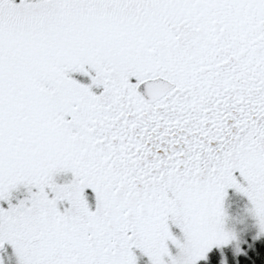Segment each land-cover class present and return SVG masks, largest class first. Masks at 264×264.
Returning <instances> with one entry per match:
<instances>
[{
  "label": "snow or ice",
  "instance_id": "6c2138e0",
  "mask_svg": "<svg viewBox=\"0 0 264 264\" xmlns=\"http://www.w3.org/2000/svg\"><path fill=\"white\" fill-rule=\"evenodd\" d=\"M0 264H264V0H0Z\"/></svg>",
  "mask_w": 264,
  "mask_h": 264
}]
</instances>
